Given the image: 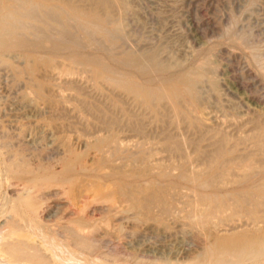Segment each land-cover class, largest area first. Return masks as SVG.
<instances>
[{"label":"rangeland","instance_id":"1","mask_svg":"<svg viewBox=\"0 0 264 264\" xmlns=\"http://www.w3.org/2000/svg\"><path fill=\"white\" fill-rule=\"evenodd\" d=\"M125 2H126L125 7L120 13H115V18L118 17L119 22H122L120 23V30L122 29L123 31L121 30L122 33L121 32L120 33L126 36V38L125 37L122 38V39H126V41L123 40L125 42L123 43L121 39H118L121 40L122 43L117 40L118 42L115 45L117 46L119 45V46L117 47L114 45L113 50L116 49V51L119 52L120 50L122 51L127 48L126 50H133V51L137 50L136 52L139 51L143 52L145 50L148 52H154L157 58H159V60L161 59V62L163 61V63L166 65L164 70L154 73L153 72L141 73L133 69H130L128 67H123L119 64H116V62L112 61L111 56L103 49V46L104 47L108 46L107 49L109 48V46L111 47L110 44L112 40L111 41L108 40L111 38L105 33L106 32L105 30L109 29L110 26L109 24H105L106 27L105 25L104 27H101L102 30L100 28H97L96 31L93 32V34L95 33V36L92 34L93 36L91 35L90 37H87L86 34H84L83 32L75 31L76 37L78 39L80 38L79 41H82L80 42L81 44L79 45V48L78 47H77L78 49L76 48V51L81 54H88L101 58V60L104 63H106L107 66L113 68V74L109 75L111 78L113 77L112 78L113 80H119L118 77L122 79L127 74L140 83L144 82L143 83L144 85L146 84L152 86H155L162 80L176 79L181 73H184L185 71L186 72L192 71V69H197V66L203 63L205 60H207L208 63L204 65L203 69H201L202 74L200 73V77L198 78V80L201 79L199 80L201 82L197 80L198 83L194 82L196 84H193V87H195L194 89L197 95V101L192 102V99H189V96H186V94L182 93L181 105H183L182 107L183 114L179 115L180 117L177 116V118L176 117L174 118L173 112H171L172 110L169 108L170 106L166 101L164 103V100H160V102H158L157 104L155 111L151 110L145 107L144 105H142L141 102L135 99L131 94H128L124 90H122L115 81L111 82L113 80L104 79L103 81L96 80L95 82L94 78L91 76L89 65L70 64L68 60L65 59L64 54H53L48 50L43 51L45 54L42 55L51 57L53 60L52 62H54L55 64L53 63L54 64L53 67L51 66L52 69L50 67L40 66L38 72L36 70L32 74L29 71L26 72V66H24L26 65L24 64L26 63V61L23 55L22 58L21 56H19L21 54H11L10 58L9 56H7V60H5L7 62L0 63V157L2 156L0 158V161L2 160L0 162V168H1L0 169V197H1L0 203H2L3 195L5 194L12 195L11 192H13V188L11 189V186H13L14 185L13 183L16 182L15 179L12 178V175L8 174L4 170V164L7 163L8 161V154H4L7 153L6 152L7 149L9 151L18 150L21 153L22 158L23 157L25 158V160L24 158L23 160L27 163V165L33 169L34 167L35 169L38 168L39 172L49 171V169L50 171H53L55 169L58 170L62 163L61 160L68 157L72 158L73 160L76 157L75 159H77V161L74 160L75 163L77 162L76 165H78V163L81 162L80 164L83 163L84 165L90 166V165H94L91 163H95L94 162L96 159L95 157H97L98 155L97 152L93 150L94 148L92 145L94 140L100 136H105L109 132H112L113 134L116 135L118 143L121 144L122 141L123 146L127 144L126 145L127 149H125L126 147H124V153L128 154L131 152V154H133L130 161L133 160L132 158L135 157L138 158L139 157L138 154L141 150L143 153H146L145 155H150L152 153L151 154L152 159L156 160V158H158L157 159L158 162H160L161 165L166 169V171L170 173L171 176L174 178L178 172L177 165H179L182 162L181 160L185 159L184 155L187 158H189L188 161L186 160L187 158L185 159L187 161L186 166L189 162L193 164L192 165L189 164L188 166L189 167L194 166V168L195 165L196 167H199L200 164L205 165L204 162L205 160L201 159L202 157H200V155L197 154L201 153L202 148H203L202 151L209 150L211 146L214 145L213 144L214 141L217 140L219 136L224 137L225 135V137H227L225 146L226 147L229 146L227 147L229 148V150L226 148V153H227L226 156H228L232 160L233 159L240 160L243 158L242 160L243 164L246 162L252 163V161L254 163V164L252 163V165L249 164V167L244 165L245 168L248 167L249 170L252 169L251 175L249 176V179L247 181L248 184L250 183L258 184L264 182V150H259L257 148V145L254 144L255 142L252 141L253 140L252 135L255 132L254 127L256 129V126L260 125L261 128H264V0H125ZM80 17H84V16H80ZM100 45L102 47H100ZM70 51H75V50L73 48H69L66 52H70ZM39 52H42V50ZM9 59H12L13 61ZM9 61H12L13 63L11 62L9 63ZM13 64L14 66L16 65L17 68L20 65L18 70H15L17 68L16 67L14 68ZM21 64L23 65V68L25 67L24 70L21 67ZM65 68L68 71L65 72L64 70ZM23 72L26 76L23 75ZM67 72L68 74H66ZM115 72L117 74H115ZM34 74L36 76H33ZM202 75L204 79L202 78ZM34 79L36 80L34 81ZM39 81H42L41 87L44 86L43 91H41L42 88L41 90L35 91L36 89L35 84H39L40 83ZM63 81H65V83H63ZM27 82H29L31 85ZM107 83L110 84L112 83L113 85L109 86V84ZM42 95L43 98L45 97L43 99L44 101L42 100ZM35 96L37 98H35ZM185 96L190 100V103ZM80 99L81 100L83 99V101L81 102L82 104L78 103V101L80 102ZM52 101L54 103H52ZM113 101L115 104L113 103ZM132 102L135 104H133ZM117 104L119 105V107L117 106ZM187 104L188 105L190 104L189 105L190 107ZM115 105H116L115 108L112 107ZM184 105L187 107H184ZM88 106L89 107L91 106L92 109L89 108ZM110 108H112V110ZM113 110L114 112H112ZM115 110H117V112ZM158 110L160 111V113ZM162 112L164 113L162 114ZM104 113H106L108 116L110 114L111 117H114L113 115H115V118L117 119L118 125L117 124L116 126L114 125L110 131L106 130V127L103 126V124H101L100 122L101 121L100 117H102ZM97 115L100 116L98 117ZM135 115L136 116L138 115L137 119L133 118L136 117ZM166 115H171L170 119L169 116L166 117ZM128 118L130 119L131 123ZM133 119L134 121H132ZM166 119L172 122L170 123ZM173 120H177V121H173ZM255 120L256 121L258 120L257 121L258 124L257 122L254 123ZM185 121L188 122L185 123ZM187 123L188 125H186ZM131 124L132 125L137 124L140 127V131H142V133L138 132L134 127V125L132 126ZM203 124L205 125L203 126ZM166 135L170 137L172 136L173 139L175 138V140L180 145L179 147L181 148V151L179 149L175 153H170L168 150L162 148L163 137ZM248 135L250 136L248 137ZM239 139L240 140L244 139L243 140L244 142H242V140L240 141ZM55 142H58L59 144H56ZM191 143H194L195 145ZM252 143L254 144V146ZM196 144L198 145L196 146ZM209 144L210 147L208 146ZM233 144H235L236 146H233ZM63 145L65 146V148ZM89 147H91V149ZM234 155L238 156V158H236ZM179 156L180 157L183 156V157L180 158ZM5 157H7V160ZM116 162L119 164L122 161L120 159L119 160L117 159ZM133 163H136L135 160L129 162V164L124 163V166H126V168H133V167L137 168L138 167L137 165H139V163L138 164L136 163L134 165ZM41 164H43V166ZM46 167L48 168V170L46 169ZM153 171H155V169L151 170V173H153ZM146 177H150V176L139 175L137 177L136 176H133V178L131 177L132 179H130L129 177L128 179L135 181L136 180L143 181V179H145ZM84 178H88V176L85 175ZM94 179L102 183L103 186H106V189H109L111 187V181H109V179H107L104 176L102 177L100 176L101 181L99 180V177L98 178L94 177ZM104 181L106 182L104 183ZM181 181L182 180L179 179L176 180L177 187L180 189V191L178 190L179 191L177 195L178 197H176L177 203H175L177 209L175 207H174L175 209H173L176 217L172 212L173 214H171L172 217L170 215V218H168L169 217L168 215H167L168 217L165 216L160 219L155 218V220L157 219L156 223L155 221H153L154 218L152 217L148 218L149 220L146 218L147 220L145 219V222L142 221L145 217L144 216L142 217L141 216L142 214H140V212L137 213L135 209L131 208L129 202L127 201L124 202L123 199L118 197H115L112 200L113 202L109 201L110 202L109 203L107 198L103 197L102 195L101 197H99L100 195L99 196L97 195V199H96V195L95 197L93 196L94 197L93 198L92 195L88 194L89 196L88 195L87 196L89 198H92L90 199L91 201L90 200L88 201L87 196H86L87 202L85 200V196L81 197L80 198L81 201L77 205L73 206L67 204V206H65L67 207V210H65V207H63L65 203H60L63 202L64 198L55 194V192L53 193L49 191H47L44 194L46 196L42 195L40 197V201L42 198V201L45 202L42 204L41 201L40 207L41 206L42 207L39 208L41 210L38 211L39 213L38 215L39 217L41 216V218H39L38 215L37 217L40 221H42L41 223L46 224L48 222L46 224L47 226L52 225L53 230L54 228H56L57 231L54 230L55 235L56 233L60 232L58 233V235L60 234L58 237L59 239H63L62 237L63 233L57 227V225H55L58 220L60 222H63L66 220V218L68 219L69 217L71 218L73 216L75 217L80 216L83 217L84 220H87L88 222L86 221V223L84 224L85 227L82 228V232L84 234L88 233L89 235L88 234L87 235L89 236V238L92 236L90 238L91 243L93 242V238L97 240L96 244L95 243L92 244L94 246L93 247L94 249L92 250H95L93 252H95L96 254L91 252L92 250L90 252L94 255H92L89 251L87 253L85 251L86 255H88L91 259L93 258L94 260L93 264H97V263L99 264L101 261L103 262V260L106 261L103 263H114V264L116 263L121 264L122 263L121 260L124 262L122 264H129V263L136 264L134 263V260L135 262H138L137 264H146V263L155 264V262L157 263L160 260L162 261L163 259H165L166 256L163 257L160 254H157L156 247L154 246L157 247L159 245L166 246L167 240L169 243L170 242L174 243L173 246L176 244L174 247L178 249L181 248V251L178 253L177 257L176 256L172 257V255L168 257L167 255V258L169 259L172 258L170 260L175 262H177L178 260L181 263L184 260H186L187 257L185 258V255L187 254L189 255H193L194 253L203 254L204 252L203 250L205 248L207 249L209 244L211 245L213 243L216 234L227 235L233 230H240L242 228L247 227L245 224H242L243 221L245 220V218H243L244 213L243 215L242 213H240L234 216L232 220H229L230 222L225 221L219 223V225H216L217 227L212 226L210 228L209 226L208 228V227L200 226L198 224L195 226L198 227L200 226L199 227L200 229L195 227L194 226L195 223L191 222L190 221L191 219L187 217L188 207L187 205H185L186 202L193 197V190L188 183L185 184L186 182L183 183ZM228 189L232 190L233 186L228 185L227 187H225V189L222 190L221 193L219 192V194H223V195L226 194L227 197L228 193H230ZM202 190L209 191V188H202ZM183 193H185L186 196H184ZM181 194H183V196ZM189 194H191V196H188ZM102 197L104 199L101 200ZM93 199L95 200L93 201ZM183 199L184 201H182ZM103 200L104 203L106 202V204L102 203ZM84 201L86 202L85 205L83 204L85 203ZM88 202L90 203L92 202V204ZM100 202L102 203V205ZM107 204L111 207L110 208L107 207L108 206ZM115 204L117 206H115ZM176 204H178V206L180 207H178ZM181 204L183 205L181 206ZM44 205L46 206L47 209L45 208ZM68 205L69 207L70 206L72 207L69 208ZM54 206H56L57 209H55L56 207ZM81 208L83 210H81ZM113 208H115L116 210ZM125 208L127 212L124 211ZM71 209H72V213H75L74 215L71 213ZM79 209L82 214L84 212L85 213L83 215L80 214ZM109 209H111V211H109ZM127 209L130 211H128ZM57 210L60 211V214L64 211L65 213L64 214L62 213L61 216L59 214V211ZM77 210L79 211V214ZM118 210L120 212H118ZM175 210L177 211L178 214L179 212L182 214L184 212V214L186 215L184 214L177 215ZM130 213L133 215V217H131L132 215H129ZM260 213L263 214L264 213L263 210H260ZM66 214L68 216H66ZM105 214L107 215L105 216ZM139 214L142 218L138 216ZM48 216L51 218V220ZM177 216H179L180 219L179 217L177 218ZM135 218L137 220L138 219L141 220L139 221L134 220ZM41 219H43L44 221L47 220L46 223ZM168 219L170 220L169 222H171L170 224L171 226L168 225L169 224V222L167 221ZM234 219H238L236 220L237 222H235ZM176 220L177 221L180 220V221L176 222ZM185 220L188 222H186ZM139 222H141V225L143 226H141ZM142 222L144 223L142 224ZM180 222H183L184 224H188V225H184V224L182 225V223ZM147 223L149 224L147 225ZM231 223H233L232 225H234L235 228L231 229ZM150 224L152 225L153 228L150 227L151 226ZM192 224L194 227H192ZM109 225L112 226V228ZM162 225L164 226V228ZM262 225L263 224H261L260 228L264 227V225L263 226ZM87 226L90 229L88 230V232H87L88 229ZM146 227L147 228L150 227L151 229L150 228L147 229ZM156 227L157 230L155 229ZM170 227L173 228L171 229ZM191 227L194 228L195 231ZM162 228L164 231L162 230ZM196 228L199 229L201 232L198 231ZM160 229L162 230V232H160L161 231ZM202 229H204L205 231ZM207 229H210L211 231L213 230V232H210V230L209 232H206L208 231ZM109 230L111 232H109ZM90 231H94V232L91 233ZM154 231L155 232L158 231V235L157 232L155 233ZM113 232H115V234ZM159 232L162 234H159ZM170 232L171 234H169ZM196 232L197 233L200 232V233L197 234ZM207 233L209 235H207ZM204 235L208 237L207 240L209 239L207 242H206V237H204ZM143 241H145L144 242L146 243L145 245L143 244ZM96 246H100V247L95 248ZM53 247L51 249H53ZM70 247L73 246H63V245L55 246L54 247L55 249L52 250V253L56 255V257H58L57 260H61V261L63 260L62 262H64L65 264H68L70 261L73 264H76L77 262H80L77 264H82L81 259L75 257L76 251ZM69 248L72 250H69ZM167 248L168 247L165 248L163 247L165 251H167ZM192 248L193 249L196 248L195 250L197 252ZM96 249L97 250L100 249L99 250L100 252L99 251L96 252L97 251ZM54 250L56 251L59 250V251L57 253ZM145 250H147L149 254L148 252L145 253ZM80 252L82 251L80 250ZM101 252L103 253L104 257L101 256L102 255ZM64 253L66 256L64 255ZM98 253H100L101 255ZM181 256L183 257V259ZM113 257H115L114 260H112ZM64 258L68 260L64 261L66 260ZM75 258H76V263H75ZM151 258L152 260L154 258V261L155 260L157 261L155 262L153 261L152 263V260H150ZM69 259L71 260L69 261ZM125 259L127 260L125 261ZM147 261L149 262L151 261V262L149 263Z\"/></svg>","mask_w":264,"mask_h":264},{"label":"bare ground","instance_id":"2","mask_svg":"<svg viewBox=\"0 0 264 264\" xmlns=\"http://www.w3.org/2000/svg\"><path fill=\"white\" fill-rule=\"evenodd\" d=\"M125 5H126L125 0H0V63H6L7 61H5V60H7V56H9V58H10L11 54H21V55H19V56H21V58H22V55H23V57H25L26 63H24L25 61L23 63L26 65H24L23 63L22 64L24 66H26V72L29 71L32 74L36 70L38 72V69L40 66H46V67H50V68H51V66L53 67V65L55 63L52 62L53 61L52 58L49 56H43L42 55V54H45L43 51L48 50L53 54H64L65 59L68 60V62L70 64L89 65L90 66L89 70L91 72V76L94 78L95 82H96V80H102L103 81L104 79L113 80L112 79L113 77L111 78L109 76V75L113 74V68L110 66H107V64L104 63L101 60V58L93 56V55L81 54V53L76 51V48L77 47L79 48V45L81 44L80 42H82V41H79L80 38L78 39L76 37L75 31L83 32L84 34H86L87 37H90L93 34V32L96 31L97 28L101 29V27H104L105 24H109L110 25L109 29L105 30L106 31L105 33H106V35H108L111 38V39H108V36H107V39L110 41L112 40L111 44H110L111 47L109 46V48L107 49L108 46L104 47L103 44H102V46H103V49L111 56L112 61L116 62V64H119L123 67H128L130 69H133V70H135L137 72H141V73H152V72L154 73V72L163 71L164 68L166 67V65L163 63V61L161 62V59L159 60V58H157V56L154 52H148L146 50L143 52H140V51L136 52L137 50L136 51L126 50L127 48L125 50H122V51L121 50L119 51L117 49L119 52H117L116 49H114L115 51L113 50L114 45L118 41L121 42V40H122L123 43H125L123 40L126 41V39H122L123 37L126 38V36L124 34H121L122 29L120 30V23H122V22H119V19L117 16H116L117 18H115V13H120L123 10V8L125 7ZM80 16H84V17H80ZM118 16H119V14H118ZM121 20H122V18H121ZM105 27H106V25H105ZM53 33H54V35H53ZM105 33H103V34H105ZM99 34H100V32H99ZM103 34H101V35H103ZM93 35L95 36V33ZM122 35H124V36H122ZM118 39H121V40H118ZM84 45H86V44H84ZM102 46L100 45V47H102ZM115 46H117V45H115ZM100 47H98V48H100ZM69 48H73L75 51L66 52ZM35 50H38V51H35ZM41 50L43 53L39 52ZM195 55H196V53H195ZM9 60H12V59H9ZM12 61H9V63L10 62L13 63ZM207 63H208L207 60H205L203 63H201L199 66H197V69H192V71H188V72L183 71L184 73H181L176 79L162 80L161 82H159L155 86L146 85V84L144 85L143 84L144 82L140 83V82L134 80L133 77H131L130 75H127V74H126V76L123 75L125 77L122 79H120V77L117 76L119 78V80H113L111 82L115 81L122 90H124L128 94H131L135 99L140 101L142 105H144L145 107H147L151 110L155 111L157 104H158V102H160V100H164V103L166 101L170 106L169 108L172 110L171 112H173L174 118L175 117L177 118V116L183 114V109H182L183 105H181L182 93L186 94V96H189V99H192V102L197 101V95H196V91L194 89L195 87H193V84H196L194 82L198 83V81L201 80V79L198 80V78L200 77V73L202 72L201 69H203L204 65H206ZM22 64H21V67L23 68ZM13 66H14V64H13ZM19 66H18V68H19ZM15 67L17 68L16 65L14 66V68ZM205 67H207V66H205ZM14 68H13V70H14ZM18 68L15 70H18ZM24 68H23V70H24ZM71 68H72V66H71ZM19 70H21V69H19ZM64 70H65V72L68 71L66 68ZM43 71H45V70H43ZM24 72H23V75L26 76L24 74ZM50 74H53V73H50ZM66 74H68V72ZM115 74H117V73L115 72ZM120 75H122V74H120ZM20 76H22V75H20ZM33 76H36V75L34 74ZM31 77H32V75H31ZM117 77H116V79H117ZM202 78H203V75H202ZM35 80L36 79H34V81ZM38 80H40V79H38ZM42 81H44V80H42ZM42 81H39L40 82L39 84H35V88H36L35 91L41 90V88H42L41 91H43L44 86L41 87ZM104 82H106V81H104ZM199 82H201V81H199ZM27 83H29V82H27ZM63 83H65V81H63ZM107 84H109V86L113 85L112 83L111 84L107 83ZM79 87H81V86H79ZM30 88H31V86H30ZM29 92H31V91H29ZM59 94H61V93H59ZM55 96H58V95H55ZM35 98H37V97L35 96ZM44 98L42 95V100ZM198 98H200V97H198ZM189 99L187 98V100L190 103ZM112 100H114V99H112ZM82 101H83V99L82 100L80 99V102L78 101V103L82 104L81 103ZM107 102H108V100H107ZM47 103H48V101H47ZM52 103H54V102L52 101ZM113 103H114V101H113ZM133 104H135V103H133ZM103 105H105V104H103ZM137 105H139V104H137ZM162 105H164V104H162ZM117 106L119 107L118 104H117ZM112 107L115 108L116 105L112 106ZM184 107H187V106L184 105ZM89 108H91V106ZM110 109L112 110V108H110ZM120 109H121V107H120ZM120 109H118V110H120ZM185 109H187V108H185ZM115 111L117 112V110H115ZM112 112H114V110ZM26 113H28V112H26ZM159 113H160V111H159ZM163 113L164 112H162V114ZM152 114H154V113H152ZM171 115H166V117L169 116V119H170ZM190 115H192V114H190ZM113 116L114 117H111L110 114L108 116L106 113H104L103 116L100 117L101 121L100 120L99 121L101 122V124H103V126L106 127V130L110 131L111 128L114 125L116 126V124L118 123L117 119L115 118V115H113ZM137 116L133 117V118L137 119ZM166 117H164V118H166ZM193 117H194V115H193ZM171 119H172V117H171ZM139 120H141V119H139ZM184 120H185V118H184ZM196 120H198V119H196ZM129 121H130V119H129ZM132 121H134V119ZM167 121H169V120H167ZM173 121H177V120H173ZM257 121L255 120V122L254 121L253 122L256 123ZM169 122L171 123L172 121H169ZM186 122H188V121H185V123ZM130 123H131V121H130ZM257 124H258V122H257ZM133 125L138 132L142 133V131H140V127L137 124H133ZM186 125H188V123ZM204 125L205 124H203V126ZM254 131H253L254 134L252 135V139H253L252 141L255 142L254 144L257 145V148L259 150H264V128H261L260 125L259 126L257 125L256 129L254 127ZM250 135H248V137ZM250 139H251V137H250ZM59 140H60V138H59ZM226 140H227V137H225V135H224V137L219 136L217 138V140L214 141V143H213L214 145H212L209 150L202 151V149H203L202 148L201 153L199 150L200 154H197V155H200V157H202L201 159L205 160L204 161L205 165L200 164L199 167H196V165H195V168H194V166H192V167L188 166L189 164H191L189 162L186 166V163H187L189 158H187L184 155L185 159L187 158L186 159L187 161H186L185 159H183V160L180 159L183 156L182 157L179 156L180 158L179 157L178 158L182 162L179 165H177L178 172H177V175L175 176V178H177V179L172 177L171 174L166 171V169L161 165V163L158 162V160H157L158 158H156V160L152 159V157H151L152 153L150 155H145L146 153H143L142 150L139 152V154L140 153L141 154L140 155L138 154V156H139L138 158H136V157L132 158L133 160H135V162L137 164L139 163V165H137L138 167L137 168H134V167L133 168H126V166H124V163L129 164V162H132L133 160L130 161V159H131L133 154H131V152L128 154L124 153V147H126L127 144H125V146H123L121 140H120L121 144L118 143L116 135L113 134L112 132H109L105 136H100L94 140L93 145H92L94 149L93 148L92 149L95 150V152H97L98 155H97V157H95L96 158L94 161L95 163H91L94 165H90V166L84 165L83 163L80 164L81 162L78 163V165H76L77 162L76 163L74 162V160L77 161V159H75L76 157L74 158V160L72 158L68 157V158L61 160L62 163H61V166L58 170L55 169L53 171H50V169H49V171L39 172L38 168L35 169V167H34V169H33L27 165V163L24 161L25 158L23 157L24 158V160H23L21 153L18 150L17 151H11V150L9 151L7 149L6 150L7 153L3 152L4 154H8V161H7V163L4 164V170L8 174L12 175V178L15 179L16 182H14L13 184L16 186H14V185H13L14 187L11 186V189L13 188V192H11L12 195H9V194H8L9 196L6 194L3 195L2 196V203H0V206H1V209H0L1 210L0 211V264H65L64 262H62L63 260L62 261L57 260L58 257H56V255H54L52 253V250L55 249L54 247L60 246V245L73 246L70 248H72L76 251L75 257H77L78 259H81L82 264H93V262H94L93 258L91 259L88 255H86L85 251L87 253L88 251L90 252L92 249H94L93 248L94 246L92 244L93 243L96 244L97 240H95L93 238V242L91 243L90 238L92 236L89 238L88 233H87L88 234L87 235V234H84L82 232V228L85 227L84 224L86 223L87 220H84L83 217H80V216H76V217L73 216L71 218L69 217L68 219L66 218V220L63 222H60L57 219L59 222L57 221L55 225H57V227L63 233L62 234L63 239H59L58 237L60 234L58 235V233H60V232L56 233V235H55L54 230L57 231L56 228H54V230H53L52 225L51 226L49 225L50 227L47 226L46 224L48 222L46 223L47 220L44 221L43 220L44 218L41 220H43L46 224L41 223L42 221H40L38 219V217H39L38 211L41 210L39 208L42 207V206L40 207L41 201H42V198L40 201V197L42 195H44L47 191L53 192V193L55 192V194L59 195L60 197H63L64 198L63 202H60V203H65V205L63 207L67 206V204H70L73 206L77 205L81 201L80 198L85 196V200H86V196L88 194L92 195V197L93 196L95 197V195H96V199H97V195L98 196L100 195L99 197H101V195H102L103 197L107 198L108 202L109 201L111 202L115 197H118V198L123 199L124 202H126V201L129 202L130 207L135 209L137 213L140 212V214H142L141 216L145 217L142 221L145 222L146 218L148 219V218L152 217V218H154L153 221H155V223H156V220L158 218L160 219V218H163L167 215L169 216V217L168 216L167 217L170 218V215L174 213L173 209H175V208L177 209V207L175 206V203H177L176 197H178L177 195H178V192L180 191V189L177 187V184H176V180H178V179L182 180L181 182H183V183L186 182L185 184L188 183L192 187L193 197L191 199H189L186 202V204L185 203L184 204L187 205V207H188L187 208V214H188L187 217L189 219H191L190 220L191 222L195 223L194 226L198 224L200 226L208 227V228L210 226V228H211L212 226L214 227L216 225H219V223L232 220L234 216H236L240 213H242V215L244 213L243 218H245V220L243 221L242 224H245L248 228L246 227V228H242L240 230H233L232 232L228 233L227 235H221V234L215 235L214 234L215 237H214L213 243L211 245L209 244V246L207 244V246H208L207 249L205 248L206 244L204 245L205 247H203V248H205L206 250L205 249L203 250L204 251L203 254L202 253H199V254L194 253L195 255L194 254L193 255L187 254L188 256L185 255V258L187 257L186 260H184L181 263L178 260H177V262H179V263L170 260L172 258H170V259L167 258V255H168V257L170 255H172V257L173 256L177 257L178 253L181 251V248L178 249V248L174 247L176 244L173 246L174 243H171V242L169 243L167 240L166 246H162V245L161 246L159 245L158 247L154 246V247H156L157 254H160L163 257L166 256L165 259H163L162 261L159 259L161 262L159 261L156 263L155 261H157V260L154 261V258H153V260L151 258L150 260H152V263L154 261L155 264H264V227L260 228L261 224L264 225V213L263 214L260 213V210H263V212H264V182H261L258 184H256V183L255 184H253V183L248 184L247 181H248L249 176L251 175V171H252V169L249 170L248 167H249V164L252 165L253 161H252V163L246 162L243 164L242 163L243 158L240 160H238V159L232 160L231 158L226 156V154H227L226 148L229 147V146H227V147L225 146ZM243 140H242V142H244ZM246 140H248V139H246ZM55 143L59 144L58 142H55ZM195 143H197V142H195ZM231 143H233V142H231ZM191 144H194V143H191ZM210 144H211V142H210ZM210 144L208 145L209 147H210ZM254 144H253V146H254ZM194 145H192V146H194ZM197 145L198 144H196V146ZM179 146H180L179 143L175 140V138L173 139L172 136L170 137V136L166 135L163 137L162 148L168 150L170 153H175L179 149L181 151V148ZM233 146H236V145L233 144ZM64 148H65V146H64ZM89 148L91 149V147H89ZM125 149H127V147ZM227 149L229 150V148H227ZM254 149H256V148H254ZM251 153H252V150H251ZM181 154H182V152H181ZM194 156H196V155H194ZM243 156H245V155H243ZM235 157L238 158V156H235ZM5 158L7 160V157H5ZM117 159L118 160L120 159L122 162L118 164L116 162ZM179 159H178V161H179ZM201 159H199V160H201ZM248 162H249V160H248ZM2 163H4V162H2ZM136 163H133V165ZM130 164H132V163H130ZM41 165L43 166V164H41ZM57 165H58V162H57ZM244 165L248 166V167L245 168ZM2 166H3V164H2ZM36 167H38V166H36ZM44 167H45V165H44ZM174 167H176V166H174ZM260 167H261V165H260ZM46 169L48 170L47 167H46ZM154 169H155V171H153V173H154L153 174V173H151V170H154ZM174 169H176V168H174ZM255 173H256V171H255ZM85 175H87L88 178H84ZM139 175L140 176H148L149 175L150 177H146L145 179H143V181L130 180L133 178V176L137 177ZM253 175H254V172H253ZM100 176L101 177L104 176L107 179H109V181H111V187L110 188L108 187L109 189H106V186H103L102 183H100L99 181H96L94 179V177H96V178L99 177V180L101 181ZM129 177H130V179H128ZM105 182L106 181H104V183ZM228 185L233 186V189L232 190L228 189L230 191V193H228L227 197H226V194H224V195L219 194V192L221 193L222 190L225 189V187H227ZM202 188H209V191H207V190L204 191V190H202ZM190 192H192V191H190ZM225 192H227V191H225ZM183 194H184V196H186L185 193H183ZM183 194H181V195L183 196ZM44 196H46V195H44ZM188 196H191V194H189ZM103 197L101 198V200L104 199ZM43 199H45V198H43ZM90 199H92V198L88 197V201ZM0 200H1V197H0ZM94 200L95 199H93V201ZM107 200H105V201H107ZM179 200H180V198H179ZM182 201H184V199ZM44 202L42 201V204ZM86 202H87V200H86ZM86 202L83 204L85 205ZM92 202L91 203L88 202V203L92 204ZM102 203L106 204V202L104 203V200ZM102 203H101V205H102ZM97 205H98V203H97ZM176 205L178 206V204H176ZM182 205L183 204H181V206ZM2 206H3V208H2ZM79 206H81V205H79ZM115 206H117V205L115 204ZM54 207H56V206H54ZM68 207H69V205H68ZM71 207L72 206H70L69 208H71ZM99 207H100V205H99ZM107 207L110 208L111 206L108 205ZM178 207H180V206H178ZM45 208H46V206H45ZM82 208H81V210H83ZM55 209H57V207ZM113 209H115V208H113ZM65 210H67V207H65ZM73 210H76V209H73ZM119 210H118V212H120ZM57 211H59V210H57ZM68 211H70V210H68ZM79 211H80V209H79ZM79 211L77 210L78 214H79ZM109 211H111V209H109ZM124 211H126V208ZM128 211H130V210H128ZM62 213L64 214L65 211ZM62 213L60 214V211H59V214L61 216H62ZM71 213H72V209H71ZM107 213H108V211H107ZM113 213H115V212H113ZM176 213H177V211H176ZM72 214L74 215L75 213H72ZM80 214H82L81 211H80ZM140 214L138 216H140ZM179 214H182V213L179 212ZM179 214L177 213V215H179ZM183 214H184V212H183ZM37 215H38V217H37ZM41 215H43V214H41ZM106 215L107 214H105V216ZM129 215H132V214L130 213ZM184 215H186V214H184ZM66 216H68V215L66 214ZM141 216H140V218H142ZM174 216L176 217L175 213H174ZM64 217H65V215H64ZM131 217H133V215ZM171 217H172V215H171ZM178 217L179 216H177V218ZM39 218H41V216ZM155 218H157V219L155 220ZM179 219H180V217H179ZM50 220H51V218H50ZM134 220H137V219L135 218ZM139 220H141V219H138L137 221H139ZM234 220H235V222H237L236 220H238V219H234ZM167 221L169 222L170 220L168 219ZM179 221L180 220H178V221L176 220V222H179ZM185 221H184V223H185ZM50 222H52V221H50ZM144 222H142V224ZM158 222H159V220H158ZM186 222H188V221H186ZM93 223H92V226H93ZM139 223L141 225V222H139ZM164 223H165V221H164ZM180 223H182V225L184 224L183 222H180ZM180 223H177V224H180ZM238 223H239V221H238ZM88 224H86V225H88ZM148 224L149 223H147V225ZM170 224H171V222H169L168 225H170ZM232 224L233 223H231V229L235 228V226ZM155 225H157V224H155ZM184 225H188V224H184ZM104 226H106V225H104ZM116 226H118V225H116ZM141 226H143V225H141ZM172 226H174V225H172ZM194 226L192 224V227H194ZM106 227H108V226H106ZM110 227L112 228V226H110ZM150 227L153 228L152 225ZM195 227L199 228L198 226H195ZM87 228H88V226H87ZM149 228H147V229H149ZM163 228H164V226H163ZM163 228H162V230H163ZM170 228L172 229L173 227H170ZM155 229L157 230V227ZM158 229H159V227H158ZM192 229L195 231L194 228H192ZM199 229H197V230L200 231ZM213 229H215V228H213ZM60 230H58V231H60ZM88 230H90V229L88 228L87 232H88ZM162 230L160 232H162ZM168 230H170V229H168ZM202 230H204V229H202ZM207 230L208 231H206V232H209L210 229H207ZM217 230H219V229H217ZM83 231H85V230H83ZM90 232L93 233L94 231H90ZM109 232H111V231L109 230ZM156 232L158 235V231H156ZM160 232H159V234H162ZM210 232H213V230L212 231L210 230ZM113 233L115 234V232H113ZM199 233H197V234H199ZM152 234H154V233H152ZM169 234H171V232ZM207 235H209V234L207 233ZM121 236H124V235H121ZM204 237H206V236L204 235ZM207 238L208 237H206V242L209 240V239L207 240ZM147 239H148V237H147ZM155 239H157V238H155ZM179 239H180V237H179ZM179 239H177V240H179ZM94 240H95V242H94ZM211 240H212V238H211ZM199 241H201V240H199ZM144 242L145 241H143V244L145 245L146 243H144ZM202 245H203V242H202ZM51 246L52 247L54 246L53 249H51L52 248ZM98 247H100V246H96L95 248H98ZM163 247L164 248L168 247L167 251H165L163 249ZM70 248H69V250H72ZM195 249L196 248H194L193 250H195ZM80 250L83 253L80 252ZM99 250L100 249H98L96 252H98ZM54 251L58 253L59 250L58 251L54 250ZM93 251H95V250H92L91 252H93ZM141 252H143V251H141ZM146 252H148V251L145 250V253ZM65 253H64V255H65ZM93 253L96 254L95 252H93ZM94 254H92V255H94ZM98 254H100V253H98ZM148 254H149V252H148ZM60 255H61V253H60ZM152 255H151V257H152ZM101 256H103V253ZM60 258H61V256H60ZM114 258L115 257H113L112 260H114ZM64 259H66V258H64ZM102 259H104V258H102ZM182 259H183V257H182ZM67 260L68 259H66L64 261H67ZM70 260L71 259H69V261ZM126 260L127 259H125V261ZM174 260H176V259H174ZM117 261H118V259H117ZM117 261H115V262H117ZM103 262H106V261L103 260ZM103 262L101 261L99 264H114V263H103ZM121 262L124 263L122 260H121ZM147 262H149V261H147ZM69 263L73 264L71 261ZM75 263H76V258H75ZM77 263H80V262H77ZM134 263L137 264L138 262H135V260H134Z\"/></svg>","mask_w":264,"mask_h":264}]
</instances>
